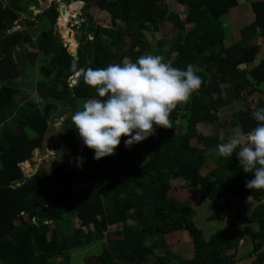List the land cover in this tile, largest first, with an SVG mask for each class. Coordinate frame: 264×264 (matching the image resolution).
Here are the masks:
<instances>
[{
    "label": "trees",
    "instance_id": "trees-1",
    "mask_svg": "<svg viewBox=\"0 0 264 264\" xmlns=\"http://www.w3.org/2000/svg\"><path fill=\"white\" fill-rule=\"evenodd\" d=\"M79 1L85 3V26L74 19L72 28L78 44L72 55L68 51L75 45L71 32L62 30L70 46L67 49L55 28L57 4L41 11L39 0H0V264H71V254L94 241H99L101 250L87 264H169L181 256L167 248L163 237L177 236L182 228L191 238L193 255L180 258V263L235 264L236 251H226L237 246V227L244 223H255L247 236L251 249L244 251L254 259L247 264H264V204L260 202L264 189L245 187L251 172L242 170L235 153L230 157L216 155V145L221 143L219 129L201 132L204 127H215L221 120L218 111L236 101L243 108L230 118L231 130L239 124L247 133L257 123L252 112L264 106V91L258 88L264 82V59L256 63L264 48V0L250 2L253 19L239 29L228 46L222 17L240 0ZM165 1L185 6L184 21L176 13L167 12L162 5ZM90 3L109 11L110 27L93 24L86 14ZM22 13L31 15V21L28 16L21 18ZM38 19L47 25L35 30ZM156 19L176 27L178 37L154 55H161L176 68L193 65L201 86L186 103L177 104L171 111V128L155 127L152 135L130 148L123 146L125 137L121 136L112 155L93 160L92 150L82 145L71 121L78 110L75 101L96 95L84 83L83 73L106 67L107 60L116 63L117 52L120 59L125 56L135 62L152 51L142 30L148 23L157 28ZM185 23L192 24L190 31H185ZM16 26L22 29L14 30ZM90 26L96 27L95 38L88 31ZM24 43L34 46L36 52L22 49L14 53ZM38 51L51 60L39 66L34 77L36 96L29 98V93L9 81L20 67L36 65ZM77 71L82 73L69 87L68 78ZM28 82L32 86L33 82ZM255 93L262 98L250 107L246 98ZM52 100L69 105L70 113L63 119L64 133L70 136L64 153L71 154L72 160L70 165H58L50 172L38 166L25 177L21 165H32L34 150L44 151V138L51 137L48 115L56 107ZM181 116L185 121H181L183 129L178 130L175 121ZM229 135L226 133L225 138ZM77 157L83 161L79 167ZM210 160L214 164L207 169ZM177 182L198 201L212 203L211 220L232 201L245 196L256 205L251 217L234 208L232 222L206 238L193 220L195 211L189 201L167 197ZM20 212L25 214L20 216ZM32 215L37 216L35 223L30 221ZM74 216L79 226L71 229L69 223ZM49 224L54 227L47 237L44 226ZM111 226L115 229L110 230ZM156 234L160 242L146 243ZM256 239L258 242H254ZM157 244H161L163 253L156 252Z\"/></svg>",
    "mask_w": 264,
    "mask_h": 264
},
{
    "label": "clouds",
    "instance_id": "clouds-1",
    "mask_svg": "<svg viewBox=\"0 0 264 264\" xmlns=\"http://www.w3.org/2000/svg\"><path fill=\"white\" fill-rule=\"evenodd\" d=\"M54 1L59 4L58 11L67 2ZM77 1L67 2L70 13H74L66 23L67 26L70 24L68 32L72 35L75 34L72 28L74 19L80 23L78 19L83 18L85 6L84 2L79 1L78 4ZM72 3L79 7L70 8ZM81 73L77 71L70 75L75 80L72 86ZM83 79L96 95L83 102L82 108L71 115V121L82 145L92 150L93 160L112 155L121 143V136L125 137L123 146L130 148L152 135L155 127L171 128V111L177 104L186 103L202 83L193 65L176 68L161 55L150 53L137 57L135 62L110 63L103 68L86 69ZM252 118L257 123L247 133L239 124L232 128L227 139L224 131H219L221 143L216 145V155L230 157L235 153L242 170L251 172V179L245 182V187L264 189V106L257 107ZM82 162V158H76L77 167ZM22 172L25 177L30 176L24 173L30 170L23 168Z\"/></svg>",
    "mask_w": 264,
    "mask_h": 264
},
{
    "label": "rangeland",
    "instance_id": "rangeland-1",
    "mask_svg": "<svg viewBox=\"0 0 264 264\" xmlns=\"http://www.w3.org/2000/svg\"><path fill=\"white\" fill-rule=\"evenodd\" d=\"M251 1L253 0H240V3L237 7L231 8L229 12L222 17V26L225 29V35H226L225 40H224L226 46H228L230 44V41L232 42L233 38H235L239 34V29L242 26L247 25L252 21L253 12L250 8ZM162 5L163 7H166L167 12L170 11V12L176 13L179 19L181 21H184L185 11H186L184 5H180L174 1H165ZM34 11H36V9ZM22 14L23 15L21 18H25L28 16L30 20L31 15H29L28 13H22ZM86 14L89 17H91L93 24L95 25H100L102 27H110L112 24L109 11L103 7H98V5L94 3H90V6L87 8ZM64 16L70 17V14L65 15V13H61L58 15L57 22L55 24V28L57 29L58 35L62 33V30L70 28V24H68V26L66 24L68 20L67 21L65 20V23L61 22V19L65 18ZM34 25H35V30H38L41 25L46 26L47 24H43V19H38ZM117 25L123 26V24L119 25V23ZM156 26L157 28H154L151 23H148V28L142 30L145 35V39L147 40V43L152 47V51L149 52L150 54H154L156 52L159 53L160 50H166L169 47L170 42H172L175 38L178 37V29L174 27L171 23L167 22L166 20L158 21L156 19ZM20 29H22V27H20ZM191 29H192V24L185 23V31H190ZM257 41L260 42V38H258ZM77 44L78 43L76 41L75 45L73 46L70 45L71 47H73L72 49L73 51L69 50L68 48L67 49L75 53L74 51H76L75 47H77ZM68 46H69V43H68ZM34 49L36 48L34 47ZM172 55H174V53ZM120 57L117 52L116 58L118 59H116V63L128 62L127 57L124 56L122 59H120ZM256 59H257L256 63L258 62L259 59H264V48H263V51L259 54V56H257ZM50 60H51L50 58H44L43 65L50 64ZM110 63H114V62L107 60L106 65ZM243 67L244 66H241V68ZM27 68H29L30 71L25 73L24 78L29 77L27 78V80L32 81L33 84L32 86L31 85L26 86L28 90H25L22 88V91H26V92L29 91L28 93L30 94V96H32V98H35L36 92H35L34 86H35L36 80H34V77H37V73L39 71L38 69L39 63L32 66V68L31 67H27ZM242 70H244V68ZM17 81H23V78L17 79ZM15 86L18 87L17 84ZM32 87H33V91L31 90ZM258 88L264 91V82H261L258 85ZM30 96L29 98H31ZM261 96L262 94L260 93L252 94L246 98V102L249 103L250 107H253L256 101L262 98ZM179 105L182 106L183 103ZM64 108H66V106H64ZM242 108H243V104L240 101H236L234 102L233 105L221 108L218 111V115L220 116L221 120L215 124V127L213 126L204 127L202 128L201 132L208 133L215 129H219V130L222 129L225 134L226 133L231 134L230 132L231 125L228 122L230 121V118L232 117L233 113ZM179 113L183 114V112L181 111ZM50 115L54 118L56 117L55 114H50ZM65 115H68V114L66 113ZM54 118L48 119L49 124H50V129H51L50 130L51 137L46 135L47 137H45L43 141V145L44 146L47 145L46 146L47 148L45 147L44 151L34 150L33 157L30 160L32 165H28V163L25 162V164L21 166L22 171H23V168H25L26 170H30V172H27V173L24 172L26 176L32 175L38 169V166L39 167L43 166L45 169H47L50 172L54 168H56V166L58 165H65V164L70 165L72 156L68 152L64 153L65 149L68 146L67 143L69 141L70 136L64 133V130H63L64 128L61 127L63 126V124L60 126L61 129H58V126L60 125V123H63V119L65 118V116H63L61 119L59 118L54 119ZM56 120L58 121L57 122L58 126H54L53 124H51L52 122ZM181 121H185V118L182 116L175 121L177 124L178 130L183 129V125ZM59 130H62V132ZM191 143L194 144L193 139L191 140ZM53 156H54V159H53ZM51 161H53L52 165H50ZM207 163H208L207 169L211 168L214 164L213 160H210ZM67 169H68L67 166L64 167L65 171H67ZM203 172H206V170L204 169ZM167 197L171 199H177L179 201L181 200L189 201L190 205L193 207L195 211L193 220L196 226L204 230V235L206 238H208L210 234L213 233L214 231L227 227L232 222L231 216L234 213V208L239 209L241 214L249 217L251 215V212L254 206L256 205V202L248 197H245V198H242L236 201H232L231 204H229L224 210L219 211L217 218L211 220L210 215L212 211L214 210L212 203L207 200L204 202L198 201L196 196H193L190 193H187V191L182 188L181 183L179 182H177L176 184L173 183V189H171L168 192ZM260 202L264 204V195L261 197ZM252 220L254 221V218ZM128 223H131V222L129 221ZM69 224H70L71 229H74L79 226V221L74 216L71 219ZM53 225L54 224H49V225L44 226L47 237L51 235L52 229L54 227ZM254 226H255V223H244L242 227L241 226L237 227V229H239V234H240V236L237 237L238 238L237 246L235 248L232 247L226 251L229 254H233L236 251V255L233 256V260L235 261V264H247L254 259L253 254L249 256H246L244 254L245 250L247 251L251 249V243L247 236H248V232L254 229ZM109 229L113 230L115 229V226H111L109 227ZM155 236H156L155 239L147 238L146 243H151L153 241H156V239H158L159 241L160 235L156 234ZM163 239L166 242L167 248L172 253H178L181 256L179 258H173L169 264H182L179 261L180 258H183V257L187 258L193 255L192 241L186 229L182 228L179 231L177 236L175 235V233L168 234L167 236L163 237ZM254 242H258V240L256 239ZM157 245H158V249L156 250V252L163 253V248L161 244H157ZM262 245H264V243ZM100 250L101 249H100L99 241L91 242L89 245L71 254L72 255L71 264H87V261L89 260V258L99 253ZM55 261L60 263V259H55Z\"/></svg>",
    "mask_w": 264,
    "mask_h": 264
},
{
    "label": "crops",
    "instance_id": "crops-1",
    "mask_svg": "<svg viewBox=\"0 0 264 264\" xmlns=\"http://www.w3.org/2000/svg\"><path fill=\"white\" fill-rule=\"evenodd\" d=\"M73 36V38H74V40H75V35L73 34L72 35ZM75 42H76V40H75ZM68 48V47H67ZM76 48V47H75ZM22 49H26L28 52H36V49H34V46H30V48H29V45L27 44V43H24V44H22V46H17L16 48H15V50H14V53H16V54H18L19 52H20V50H22ZM69 51V50H68ZM263 51V50H262ZM37 54H38V56H37V58H36V64L37 63H39L40 65L39 66H42L43 65V63H44V58H48V57H45V56H43L42 55V53L40 52V51H38L37 52ZM74 55V54H73ZM14 58H16L15 57V55H14ZM28 66H22V67H20V70H19V72H17L15 75H14V77L12 78V79H10V83L12 84V85H18V87L20 88V89H25V90H28V88L26 87V86H28V80H27V78H29V77H25L24 78V76H25V73H27L28 71H30L29 70V68H27ZM29 67H31L32 68V65L30 66L29 65ZM21 78H23V81H17V79H21ZM30 81V80H29ZM37 81V80H36ZM8 82V83H9ZM24 82V83H23ZM0 84H1V82H0ZM32 91H33V87H32V89H31ZM24 92H26V91H24ZM29 92V91H28ZM27 92V93H28ZM36 92V91H35ZM31 98H32V96H30ZM85 100H87V99H78V100H76L75 101V103H76V107H77V109L78 110H80L81 108H82V105H83V102L85 101ZM53 102H55L56 103V107L55 108H51V113L50 114H55V113H57V114H55L56 115V118L57 117H59V119H61L63 116H65V117H67V115H65L66 113L67 114H69L70 113V108H69V105H65L66 106V108H64V106H63V102L62 101H59V100H56V101H54V100H52ZM82 102V103H81ZM52 112H55V113H52ZM49 114V115H50ZM48 115V117L49 118H54V117H52L51 115V117ZM55 119V118H54ZM48 122H49V120H48ZM58 121L56 120V121H54V122H52L51 124H53L54 126H58V123H57ZM63 124V126H61ZM65 122L63 121V123H60V125L58 126V129H61V127H65ZM61 126V127H60ZM59 131H61L62 132V130H59Z\"/></svg>",
    "mask_w": 264,
    "mask_h": 264
},
{
    "label": "water",
    "instance_id": "water-1",
    "mask_svg": "<svg viewBox=\"0 0 264 264\" xmlns=\"http://www.w3.org/2000/svg\"><path fill=\"white\" fill-rule=\"evenodd\" d=\"M68 3H71V2H73L74 0H66ZM67 2H65L62 6H60V8H59V10H60V13H64L66 10H69V6H67ZM56 2L53 0V1H50V2H46V1H44V2H42L41 4H40V10L42 11V10H44V9H46L47 7H49V6H51L52 4H55ZM77 3L78 4H80V2L79 1H77ZM58 4V3H57ZM59 5V4H58ZM69 5V4H68ZM81 23H82V26L84 27L85 26V20H84V18H82V17H80L79 19H78ZM86 23H88V24H91L92 23V21L91 20H87L86 21ZM88 31L90 32V33H92L93 34V38H95L96 37V27L95 26H90V27H88ZM70 54H74L73 52H70Z\"/></svg>",
    "mask_w": 264,
    "mask_h": 264
},
{
    "label": "built area",
    "instance_id": "built-area-1",
    "mask_svg": "<svg viewBox=\"0 0 264 264\" xmlns=\"http://www.w3.org/2000/svg\"><path fill=\"white\" fill-rule=\"evenodd\" d=\"M40 2H44V1H47V2H49V1H52V0H39ZM15 29H20V27L19 26H16L15 28H14V30ZM75 31V30H74ZM61 37H62V39H63V42H64V44L66 45V47L68 46V42L66 41V39H65V36L64 35H61ZM74 82H75V80L73 79V77L72 76H70L69 77V80H68V85L69 86H72L73 84H74ZM25 213L24 212H20V216L21 215H24ZM38 219H37V216H35V215H32L31 217H30V221L32 222V223H35L36 221H37Z\"/></svg>",
    "mask_w": 264,
    "mask_h": 264
},
{
    "label": "bare ground",
    "instance_id": "bare-ground-1",
    "mask_svg": "<svg viewBox=\"0 0 264 264\" xmlns=\"http://www.w3.org/2000/svg\"><path fill=\"white\" fill-rule=\"evenodd\" d=\"M78 8L79 7V5H76L75 3H72L71 5H70V8ZM71 12V10H68V11H66V12H64L65 13V15H68V14H74V13H70ZM65 18H63V19H61V22L62 23H65V20L67 21L70 17H67V16H64ZM69 48H70V46H68ZM72 49H73V47H71Z\"/></svg>",
    "mask_w": 264,
    "mask_h": 264
}]
</instances>
